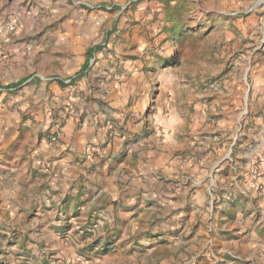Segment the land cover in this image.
I'll list each match as a JSON object with an SVG mask.
<instances>
[{"label": "rangeland", "instance_id": "obj_1", "mask_svg": "<svg viewBox=\"0 0 264 264\" xmlns=\"http://www.w3.org/2000/svg\"><path fill=\"white\" fill-rule=\"evenodd\" d=\"M5 24L0 264H264V0H0Z\"/></svg>", "mask_w": 264, "mask_h": 264}, {"label": "crops", "instance_id": "obj_2", "mask_svg": "<svg viewBox=\"0 0 264 264\" xmlns=\"http://www.w3.org/2000/svg\"><path fill=\"white\" fill-rule=\"evenodd\" d=\"M1 56L3 57L2 59H4V42L0 41V58ZM7 76V75H6ZM0 77L4 78V67L0 68ZM5 119H2V124L0 125V127L3 129V133H4V128L6 127L5 122H7ZM99 129H96V126H92V127H82V128H75L74 130L71 131L72 134V140L69 143V146L72 148H78V150L81 152L82 150L84 151V146L85 144H87L88 140H92L94 139L93 135H97V133L99 132ZM4 136V135H3ZM72 151H74V149H72ZM152 161V160H150ZM149 161V162H150Z\"/></svg>", "mask_w": 264, "mask_h": 264}, {"label": "built area", "instance_id": "obj_3", "mask_svg": "<svg viewBox=\"0 0 264 264\" xmlns=\"http://www.w3.org/2000/svg\"><path fill=\"white\" fill-rule=\"evenodd\" d=\"M14 30L13 25L11 24H5L0 27V35H4V33H10ZM52 142L55 141V138L51 139Z\"/></svg>", "mask_w": 264, "mask_h": 264}, {"label": "trees", "instance_id": "obj_4", "mask_svg": "<svg viewBox=\"0 0 264 264\" xmlns=\"http://www.w3.org/2000/svg\"><path fill=\"white\" fill-rule=\"evenodd\" d=\"M91 54V52L90 51H88V56Z\"/></svg>", "mask_w": 264, "mask_h": 264}]
</instances>
